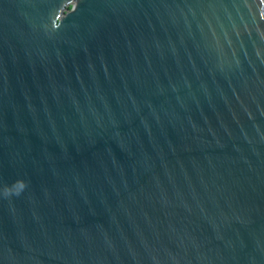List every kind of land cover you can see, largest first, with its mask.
I'll use <instances>...</instances> for the list:
<instances>
[{
  "label": "water",
  "instance_id": "water-1",
  "mask_svg": "<svg viewBox=\"0 0 264 264\" xmlns=\"http://www.w3.org/2000/svg\"><path fill=\"white\" fill-rule=\"evenodd\" d=\"M0 264H264V0H0Z\"/></svg>",
  "mask_w": 264,
  "mask_h": 264
},
{
  "label": "clouds",
  "instance_id": "clouds-1",
  "mask_svg": "<svg viewBox=\"0 0 264 264\" xmlns=\"http://www.w3.org/2000/svg\"><path fill=\"white\" fill-rule=\"evenodd\" d=\"M17 184L20 185V188H19V190H14V189H16ZM26 187H27V184L25 182L14 181L12 185H10V186L5 185L4 186V196L5 197H9L12 195L19 196L25 190Z\"/></svg>",
  "mask_w": 264,
  "mask_h": 264
}]
</instances>
